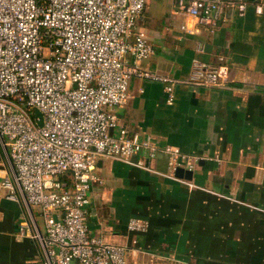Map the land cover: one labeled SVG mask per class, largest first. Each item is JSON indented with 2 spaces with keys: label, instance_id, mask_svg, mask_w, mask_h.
<instances>
[{
  "label": "crops",
  "instance_id": "obj_1",
  "mask_svg": "<svg viewBox=\"0 0 264 264\" xmlns=\"http://www.w3.org/2000/svg\"><path fill=\"white\" fill-rule=\"evenodd\" d=\"M245 1L243 15L222 5L211 27L171 0H149L136 21L133 32H143L154 50L142 68L184 80L193 58L217 64L222 57L229 78L218 87L177 83L170 104L161 82L131 78L118 126L198 161L191 179L169 177L162 154L149 161L152 170L97 162L101 183L89 192L87 223L126 247L125 264H264V0ZM8 169L0 144V180ZM130 217L148 221L147 231H129ZM33 233L22 199L3 192L0 264H43Z\"/></svg>",
  "mask_w": 264,
  "mask_h": 264
},
{
  "label": "built area",
  "instance_id": "obj_2",
  "mask_svg": "<svg viewBox=\"0 0 264 264\" xmlns=\"http://www.w3.org/2000/svg\"><path fill=\"white\" fill-rule=\"evenodd\" d=\"M148 1L0 0V144L9 166L0 197L4 192L11 201L22 199L43 264H125L126 247L92 233L87 223L89 192L101 183L95 173L100 159L152 170L149 161L162 154L172 178L177 167L192 170L198 161L117 123L116 109L127 102L132 77L161 82L169 104L177 83L218 87L229 78L222 57L217 64L193 58L184 80L142 68L153 45L133 31ZM171 1L207 27L215 25L222 5L243 15L247 4ZM262 9L255 5L257 13ZM196 50L203 52L204 45ZM148 225L130 217L126 227L143 232Z\"/></svg>",
  "mask_w": 264,
  "mask_h": 264
},
{
  "label": "water",
  "instance_id": "obj_3",
  "mask_svg": "<svg viewBox=\"0 0 264 264\" xmlns=\"http://www.w3.org/2000/svg\"><path fill=\"white\" fill-rule=\"evenodd\" d=\"M248 1H253V0H248ZM35 114L38 116V117H40L41 118V113L38 111V110H35ZM37 124L39 125V126H41L42 125V120H39L38 122H37ZM135 160V157H132V161H134ZM100 161H98V163H99ZM174 175H175V177H177V178H186V179H191V177H192V171L191 170H186V169H184V168H182V167H177L176 169H175V172H174ZM226 183H228L229 182V179H227L226 178V181H225Z\"/></svg>",
  "mask_w": 264,
  "mask_h": 264
},
{
  "label": "rangeland",
  "instance_id": "obj_4",
  "mask_svg": "<svg viewBox=\"0 0 264 264\" xmlns=\"http://www.w3.org/2000/svg\"><path fill=\"white\" fill-rule=\"evenodd\" d=\"M150 80H151V79H150ZM179 84H180V83H178V85H179ZM33 209H34V211H36L35 219L37 220L38 225H39L40 227H42L41 219H40V218L38 217V215H37L38 210H37L36 207H34Z\"/></svg>",
  "mask_w": 264,
  "mask_h": 264
}]
</instances>
